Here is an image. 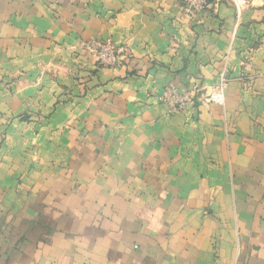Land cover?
<instances>
[{
	"label": "crops",
	"instance_id": "crops-1",
	"mask_svg": "<svg viewBox=\"0 0 264 264\" xmlns=\"http://www.w3.org/2000/svg\"><path fill=\"white\" fill-rule=\"evenodd\" d=\"M208 1L0 0V264H264V0Z\"/></svg>",
	"mask_w": 264,
	"mask_h": 264
},
{
	"label": "built area",
	"instance_id": "built-area-1",
	"mask_svg": "<svg viewBox=\"0 0 264 264\" xmlns=\"http://www.w3.org/2000/svg\"><path fill=\"white\" fill-rule=\"evenodd\" d=\"M182 10L187 15H199L209 7L208 0H179ZM84 48L88 54L95 59L98 65L115 66L118 63L119 52L111 43L103 41H94L86 43ZM226 79L221 77L216 89H219L225 83ZM197 90L179 91L174 85H167L159 99L173 111H179L187 106L193 105L194 101L201 98L197 95ZM210 98V97H209ZM202 100H206L205 98Z\"/></svg>",
	"mask_w": 264,
	"mask_h": 264
}]
</instances>
